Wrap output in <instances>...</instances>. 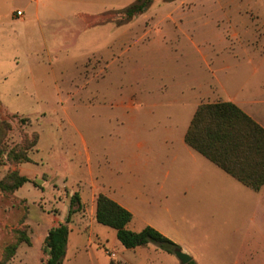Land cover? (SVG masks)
Masks as SVG:
<instances>
[{"label": "rangeland", "instance_id": "1", "mask_svg": "<svg viewBox=\"0 0 264 264\" xmlns=\"http://www.w3.org/2000/svg\"><path fill=\"white\" fill-rule=\"evenodd\" d=\"M136 1L53 0L22 26L20 0H0L8 147L38 135L31 162L0 168L32 182L0 190V264H41L75 193L64 264H181L154 244L125 249L94 220L98 193L133 209L132 227L161 224L197 264H264V198L184 142L202 103L264 93V0H152L127 21ZM21 233L29 243L4 262Z\"/></svg>", "mask_w": 264, "mask_h": 264}, {"label": "trees", "instance_id": "2", "mask_svg": "<svg viewBox=\"0 0 264 264\" xmlns=\"http://www.w3.org/2000/svg\"><path fill=\"white\" fill-rule=\"evenodd\" d=\"M171 1V0H167ZM152 0H137L134 4L119 12L127 21L145 12ZM1 114V105H0ZM8 115L0 118V168L7 163L18 165L31 162L29 151L37 146L38 135L33 134L31 141L9 148L7 138L12 130ZM185 143L215 164L237 181L252 189L260 191L264 185V128L231 102L202 103L196 109L185 135ZM27 183V177L17 171H10L0 179V190L13 193ZM94 220L96 224L113 229L120 244L129 250L156 245L169 255L179 248L168 237L151 226L140 232H132L127 226L133 215L127 209L106 195H96ZM83 209L78 193L70 197L66 223L49 230L44 239L43 252L47 256L41 264H62L71 230L68 225L71 217ZM29 243L21 233L17 242L5 251L4 262H9L16 255L19 243ZM109 264H119L110 260ZM189 264H197L192 260Z\"/></svg>", "mask_w": 264, "mask_h": 264}, {"label": "crops", "instance_id": "3", "mask_svg": "<svg viewBox=\"0 0 264 264\" xmlns=\"http://www.w3.org/2000/svg\"><path fill=\"white\" fill-rule=\"evenodd\" d=\"M20 2L22 3V7L21 9H17L14 13H10V17L11 19H13L14 21H16V23H18L19 25L22 26H26L28 23H30V21L35 20V21H40L41 18V14H46L48 13V11H50L51 9V3L53 2V0H20ZM17 11H21L23 14L22 18H18L15 16V13ZM235 105H237L242 111H244L248 116H250L256 123H258L261 127L264 128V93L261 95V97L258 99L256 97H239V98H231L229 97V101ZM197 109V108H196ZM195 109V111H196ZM195 113V112H194ZM194 115V114H193ZM193 117V116H192ZM191 122V121H190ZM190 125V124H189ZM189 127V126H188ZM188 130V129H187ZM187 132V131H186ZM186 135V133H185ZM185 135H184V142H185ZM187 145V144H186ZM188 146V145H187ZM189 147V146H188ZM191 148V147H190ZM192 149V148H191ZM194 150V149H192ZM195 151V150H194ZM196 152V151H195ZM198 153V152H197ZM199 154V153H198ZM202 156V155H201ZM205 158V157H204ZM206 159V158H205ZM207 160V159H206ZM209 161V160H208ZM212 163V162H211ZM213 164V163H212ZM215 165V164H214ZM216 166V165H215ZM217 167V166H216ZM219 168V167H218ZM220 169V168H219ZM222 170V169H221ZM223 171V170H222ZM226 173V172H225ZM227 174V173H226ZM229 175V174H227ZM230 176V175H229ZM232 177V176H231ZM233 178V177H232ZM235 179V178H234ZM236 180V179H235ZM237 181V180H236ZM239 182V181H238ZM240 183V182H239ZM242 184V183H241ZM243 185V184H242ZM245 186V185H243ZM186 189L185 190H189L190 192H192V196H201L205 195V192H199L198 188L196 185H185ZM246 187V186H245ZM248 188V187H246ZM250 189V188H248ZM252 190V189H251ZM256 192V191H254ZM260 197L264 198V185L261 188L260 191L256 192ZM105 195V194H104ZM107 197H109L110 199H112L113 201L117 202L119 205H121L122 207H124L125 209H127L130 213H132L133 218L131 220V222L128 224L127 228L132 231V232H140L142 229H144L146 226H151L153 228H155L156 230H158L159 232H161L163 235H165L166 237H168L167 233H165V228L163 226L160 225H153V224H146L144 228H142L141 230L138 229V227H132V223H135L136 220V214L134 212L133 209H131L128 205H126L120 198H118L115 195H106ZM243 201V200H241ZM240 203V200H239ZM244 201H243V205H244ZM93 208L94 211L96 209V204H95V200L93 202ZM224 207V205H223ZM95 214V213H94ZM69 240V238H68ZM68 244V243H67ZM150 245V244H149ZM147 247H150V246ZM138 249V248H137ZM79 255V254H78ZM74 257H77V254L75 253ZM68 258V245L66 248V256L63 260V263L66 261V259ZM122 264H131L128 261H123L121 262ZM238 264H242V263H238Z\"/></svg>", "mask_w": 264, "mask_h": 264}, {"label": "water", "instance_id": "4", "mask_svg": "<svg viewBox=\"0 0 264 264\" xmlns=\"http://www.w3.org/2000/svg\"><path fill=\"white\" fill-rule=\"evenodd\" d=\"M174 256L180 261L181 264H189L193 258L181 248H176L174 250Z\"/></svg>", "mask_w": 264, "mask_h": 264}, {"label": "built area", "instance_id": "5", "mask_svg": "<svg viewBox=\"0 0 264 264\" xmlns=\"http://www.w3.org/2000/svg\"><path fill=\"white\" fill-rule=\"evenodd\" d=\"M16 14H17V16H18L19 18H22V17H23V14H22L21 11H17Z\"/></svg>", "mask_w": 264, "mask_h": 264}]
</instances>
